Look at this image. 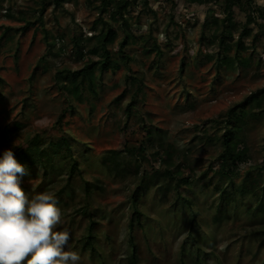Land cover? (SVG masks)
I'll use <instances>...</instances> for the list:
<instances>
[{"label": "rangeland", "instance_id": "1", "mask_svg": "<svg viewBox=\"0 0 264 264\" xmlns=\"http://www.w3.org/2000/svg\"><path fill=\"white\" fill-rule=\"evenodd\" d=\"M229 1L230 20L240 27L246 0ZM229 1L129 0L126 14L137 36L125 52L143 83L130 114L124 107L131 88L121 63L106 73L105 91L85 97L75 110L66 109L60 116L64 94L52 73L92 57L85 47L73 51L72 36L93 31L98 0H66L61 5L53 0H0V156L24 146L34 134L37 142L69 134L75 138L68 148L78 155L77 170L69 175L63 159L44 170L40 162L27 159L22 165L29 175L21 187L29 197L41 192L55 196L62 214L57 230L70 232L69 247L80 254V264H131L132 252L135 264H264V212L257 210L251 192L240 191L249 176L245 170L263 161L264 117L251 113L252 101L239 111L233 138L247 149V159L230 174L217 169L218 143L207 137L215 131L214 119L264 85L261 38L254 52H245L253 53V65L240 71L215 73L213 62H203L197 51L214 50L217 39L201 38V23L205 15L222 16ZM251 1L264 7V0ZM26 20L33 22L24 26ZM250 26L257 31L254 23ZM45 31L53 41L51 50L46 49ZM203 33L209 36L210 29ZM149 35L162 49L158 68L147 65L152 53L146 55L142 43ZM40 57L48 69L39 66L30 86L26 77ZM118 94L120 100L114 98ZM109 150L138 163L137 173L105 165L101 157ZM166 167L173 175L189 176L188 184L175 188L177 178L162 174ZM143 172L151 181L133 203L131 194ZM90 224V244H85Z\"/></svg>", "mask_w": 264, "mask_h": 264}, {"label": "trees", "instance_id": "2", "mask_svg": "<svg viewBox=\"0 0 264 264\" xmlns=\"http://www.w3.org/2000/svg\"><path fill=\"white\" fill-rule=\"evenodd\" d=\"M53 1L55 4L61 5L62 2L66 0ZM232 2L233 1H229V3L225 4V11L222 16L205 15L201 23V38L204 39L206 37L209 40L217 39V41L213 51L203 52L200 47H198L197 51L199 54H202L203 62H213L215 73H226L236 68L240 71L246 68V65L252 66L253 53L245 54V52L248 49L254 52L259 38H261L260 41H262V47L264 48V7L254 4L251 0H246L247 12L245 20L240 27H236L235 23L230 20L232 15ZM128 5L129 0H98V3L94 6L97 15L91 27L93 31L84 36L81 34L72 36L73 51H78L85 47V52L92 57L87 58L78 67L61 65L53 71V81L64 94L63 102L65 105L60 111V116L63 115L66 109L69 111L75 110L77 105L83 102L85 97H98L100 91H105L107 86L104 80L106 73L108 71H114L121 63L125 65V77L129 80L131 88V98L124 107L125 114L127 116L130 114L135 95L142 91L143 83L141 78L135 75L128 65L127 61L129 56L125 52L127 45L137 36L131 27L129 16L126 14ZM32 22L33 21L26 20L24 26H29ZM251 23L257 26V31H253V28L250 26ZM210 25H212V27ZM205 29H210L209 36L204 35L203 32ZM233 32L236 33L234 40H232ZM45 36L46 49L51 50L53 41L48 40L47 31H45ZM113 43H116L115 48L111 47ZM142 46L145 49L146 55L152 53V56L147 62L148 67L158 68L157 62L162 53V49L156 42L155 37L149 35L143 40ZM183 64L184 57H181L179 68H182ZM39 66L44 70L48 69V65L44 64L43 58L40 57L26 77V81L30 86L35 76L36 69ZM96 71L98 74H96ZM124 91H126V89H124ZM31 92L30 90L29 93ZM121 94L116 95L114 98L120 100ZM27 98L28 96L23 98L21 108L25 106ZM250 101H252L254 106L251 113L257 117H264L263 85L231 104L227 108L224 117L212 121V124L215 125L213 128L215 131L213 133L208 131L207 133V137L213 138L218 143V150L214 157V160L218 164L217 169L222 171L225 170L229 174L232 173L241 162L247 159V149L244 146H240L233 138V125L240 120L239 111L241 108ZM13 123L17 126L20 124L17 120H13ZM203 131L207 132L206 129H203ZM217 131H221V133L217 135ZM146 133L148 138H150L151 128L147 127ZM37 138L38 135L34 134L24 146L14 151L15 158L19 163L23 164L27 159H30L32 162L35 160L40 162L38 164L44 170L45 165H48L50 169H52L54 163H56L58 159H63L67 163L69 175L72 174L74 170L78 169V155L74 153V151L72 152V150L69 151L68 148L70 140H75L72 135H60L59 137L44 142H37ZM81 144L86 145V142L81 141ZM108 152V154L101 157V161L105 165L119 172L131 171L137 173L138 163L131 161L127 155L113 150H109ZM36 157H38V160H36ZM158 158L164 162V158ZM162 170L163 176L167 179L177 178V181L174 183L175 188H178L180 184H188L189 176L173 175L168 167ZM245 171L249 176L243 179L240 185V191L243 193L251 192L256 198L255 206L257 210L264 212V155L261 164H253L250 170L246 169ZM144 174L145 172L141 173L140 181L131 194L130 200L133 203H135L139 193L142 192L151 181L150 177L145 178ZM95 178L96 177L92 179L94 184H96L97 181ZM89 184L90 182L85 179L84 187L86 192H88ZM166 186L169 185L167 184ZM83 210L85 211V208H83ZM129 226H131V221L129 222ZM90 232L91 224L88 226V230L85 233V244H90ZM130 262L131 264H135L134 252L130 254Z\"/></svg>", "mask_w": 264, "mask_h": 264}, {"label": "clouds", "instance_id": "3", "mask_svg": "<svg viewBox=\"0 0 264 264\" xmlns=\"http://www.w3.org/2000/svg\"><path fill=\"white\" fill-rule=\"evenodd\" d=\"M29 175L11 149L0 156V264H80L71 250V234L57 230L61 209L49 192L31 197L21 187Z\"/></svg>", "mask_w": 264, "mask_h": 264}]
</instances>
